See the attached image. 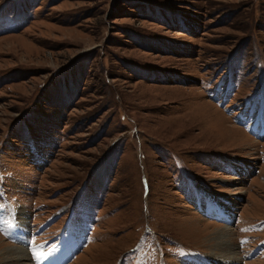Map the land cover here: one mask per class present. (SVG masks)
I'll list each match as a JSON object with an SVG mask.
<instances>
[{"label": "rangeland", "instance_id": "374dc122", "mask_svg": "<svg viewBox=\"0 0 264 264\" xmlns=\"http://www.w3.org/2000/svg\"><path fill=\"white\" fill-rule=\"evenodd\" d=\"M224 231L264 264V0H0V264H211Z\"/></svg>", "mask_w": 264, "mask_h": 264}, {"label": "bare ground", "instance_id": "6f19581e", "mask_svg": "<svg viewBox=\"0 0 264 264\" xmlns=\"http://www.w3.org/2000/svg\"><path fill=\"white\" fill-rule=\"evenodd\" d=\"M211 206V205H210ZM214 206L216 212H218L221 217H227L226 213H229L227 209H217V207ZM215 212V211H214ZM19 214H17L18 216ZM19 221V220H18ZM16 222V221H15ZM227 229V228H226ZM227 232H219V234L215 236V243L213 245V250L216 252H219L218 259H215L214 261H211V264H237V261L235 259V253L232 250L231 244L228 241H225V239H228ZM25 251V250H24ZM23 248H11L7 247V249L1 253V259L4 260L9 264V262L17 261L15 264H29L28 257L26 255V252L24 253ZM217 253V252H216ZM215 257V256H214ZM195 264H210L208 259H204L202 257H197Z\"/></svg>", "mask_w": 264, "mask_h": 264}, {"label": "snow or ice", "instance_id": "6c2138e0", "mask_svg": "<svg viewBox=\"0 0 264 264\" xmlns=\"http://www.w3.org/2000/svg\"><path fill=\"white\" fill-rule=\"evenodd\" d=\"M34 258H36V257H35V255H34ZM39 264H42V261H41V262H39Z\"/></svg>", "mask_w": 264, "mask_h": 264}]
</instances>
